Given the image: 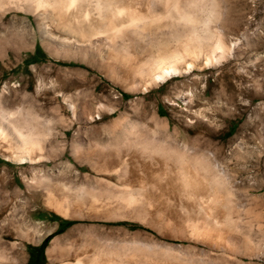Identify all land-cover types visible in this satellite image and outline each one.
I'll return each mask as SVG.
<instances>
[{
	"label": "rangeland",
	"instance_id": "374dc122",
	"mask_svg": "<svg viewBox=\"0 0 264 264\" xmlns=\"http://www.w3.org/2000/svg\"><path fill=\"white\" fill-rule=\"evenodd\" d=\"M211 1L220 4L221 16L212 28L222 32L226 46L222 64L175 77L148 93L126 87L121 71L105 62L96 43L82 46L33 14L12 12L4 20L0 32L14 36L11 55L0 61V107L19 111L21 126L35 129L45 141L43 155L53 158L22 164L0 155V248L15 264H29L32 259L33 264H50L48 250L54 239L92 225L110 233L117 246L119 237L129 238L128 243L132 236L154 238L159 246L172 248L179 264H264V0ZM154 7L165 13L164 4ZM162 29L169 25H161ZM136 44L139 53L142 43ZM185 87L192 91L188 96ZM178 88L183 93L178 94ZM102 105L115 110L106 111ZM73 108L91 111L94 121L79 123ZM155 115L158 139L181 148L189 143L210 162L207 173L221 180L222 229L243 237L248 255L229 256L188 239L183 225L189 217L186 210L167 212L177 222L175 236L168 237L163 222L153 229L139 219H66L41 199L35 200L42 198L48 183L32 184L33 171L60 181L64 173L71 179L70 171L79 174L82 169L116 183L115 176L95 172L98 160L88 163L87 152L111 151L118 144L119 149L124 145L129 149L137 137L129 132L131 125L138 123L143 136L151 137L142 126H156ZM96 182L92 185L98 187ZM100 187L115 188L104 183ZM198 209L197 216L210 219L204 208Z\"/></svg>",
	"mask_w": 264,
	"mask_h": 264
},
{
	"label": "bare ground",
	"instance_id": "6f19581e",
	"mask_svg": "<svg viewBox=\"0 0 264 264\" xmlns=\"http://www.w3.org/2000/svg\"><path fill=\"white\" fill-rule=\"evenodd\" d=\"M159 3L164 4L165 13L155 9L154 5ZM219 5L211 0H0V29L12 12L44 18L72 35L82 46L99 45L105 62L121 71L126 87L137 86L148 93L175 77L184 78L196 70L222 64L226 46L222 44V32L212 28V23L221 16ZM163 24L169 25L167 33L163 29L168 27L163 26L164 32L160 30ZM13 36L4 37L0 32V61L11 55L10 38ZM136 42L142 43L139 53V49L135 50ZM183 90L188 92L184 96L192 93L191 89ZM176 91L179 92V88ZM114 110L109 107L106 111L113 113ZM19 113L0 107V155L22 164H38L50 159L43 155V137L36 135L35 129L25 130ZM73 113L81 124L95 119V114L88 110L77 112L73 108ZM156 116V126L152 129L145 124L142 126L150 131L151 137L143 136L138 123L131 125L129 132L137 137L130 142V147L126 145L129 149H125V145L124 149H119L118 144L112 146L111 151L91 149L87 152L88 163L98 160L94 161L95 172L115 176L116 183L94 178L82 169L79 174L70 171L71 179L64 173L60 181L33 171L32 184L39 187L41 182L48 183L42 198L37 196L35 200L41 199L40 202L66 219H139L153 229L163 222L168 237L175 236L172 230L177 222L167 212L186 210L189 217L183 225L188 239L226 251L229 256L248 255L247 241L229 234L227 228L222 229L225 213L220 178L207 173L210 162L199 149L189 148V143L181 148L167 144L166 139H158ZM95 181L98 187L92 185ZM101 183L115 188L103 190ZM199 206L208 212L209 220L196 215ZM67 238L72 240L68 242ZM114 239L97 226L76 227L66 237L52 241L48 250L50 264L180 262L172 248L159 246L154 238L132 236L128 243L129 238L119 237L120 246ZM233 241L243 245V249H235ZM0 264H15L1 248Z\"/></svg>",
	"mask_w": 264,
	"mask_h": 264
},
{
	"label": "trees",
	"instance_id": "16d2710c",
	"mask_svg": "<svg viewBox=\"0 0 264 264\" xmlns=\"http://www.w3.org/2000/svg\"><path fill=\"white\" fill-rule=\"evenodd\" d=\"M43 248H44V244H43V246L41 247V250H40V254L42 255V252H43ZM33 260L34 259H32L30 262H29V264H33Z\"/></svg>",
	"mask_w": 264,
	"mask_h": 264
}]
</instances>
